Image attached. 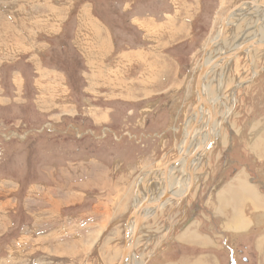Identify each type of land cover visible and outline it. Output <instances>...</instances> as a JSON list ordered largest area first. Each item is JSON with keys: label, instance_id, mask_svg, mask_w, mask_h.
Instances as JSON below:
<instances>
[{"label": "rangeland", "instance_id": "obj_1", "mask_svg": "<svg viewBox=\"0 0 264 264\" xmlns=\"http://www.w3.org/2000/svg\"><path fill=\"white\" fill-rule=\"evenodd\" d=\"M50 1L0 0V264H117L132 209L163 189V172L153 168L177 156L193 124L196 72L219 19L239 3L261 5L259 16L246 4L229 17L213 60L264 38V0L218 2L210 28L169 48L149 41V56L139 53L144 34L127 16L96 3L115 49L105 64L88 68L67 37L46 31L50 18L68 12ZM71 27L64 23L63 34ZM120 45L138 54L119 58ZM254 49L208 72L213 121L202 145L213 143L196 160L183 201H167L140 228L133 264H264V47ZM181 163L171 172L178 183L187 175ZM111 179L120 183L116 190ZM241 180L252 202L232 199L221 210L222 196L231 198Z\"/></svg>", "mask_w": 264, "mask_h": 264}, {"label": "crops", "instance_id": "obj_2", "mask_svg": "<svg viewBox=\"0 0 264 264\" xmlns=\"http://www.w3.org/2000/svg\"><path fill=\"white\" fill-rule=\"evenodd\" d=\"M58 1L56 0L55 8L59 10H68V12L64 17L60 16L56 18H50L48 23L49 28H47L46 31L50 32L52 36L61 39L60 41H63L64 40L63 38L67 37L68 39L66 40L67 44L78 53V55L81 57L83 61L82 64L85 65L87 68L88 66H92L96 63L97 65H100V63L105 64L106 63L105 60H107V58L112 54V51L115 49L112 31L111 29H109V24L111 23H109L110 21H107L106 19L107 16L103 17L102 14H98L95 12L96 10H98V7L95 5L96 3L109 2L110 4H113L115 6L116 9L115 12H117V14L122 15L124 13L127 17L126 18L123 17V19H126L131 27H137L141 31V33L144 34V38L142 40L145 42V49L142 52L140 51L139 53L141 55L144 54L145 56L147 55L149 56V41H153V43H157L155 48H159V47L163 48L164 46L162 45L164 43H166L167 48H169L170 42L180 43L191 40L193 38L191 31L195 29L197 30L198 28H202L203 25H207V27L210 28L212 26V23L214 22L215 17L217 16L216 14L218 13L219 6H223L224 2H226V0H58ZM65 1L68 4L66 8H64L62 4ZM241 1L243 0H239V2ZM53 2L54 0H51L49 2L50 5H52ZM218 2H220L219 6H218ZM211 3H213L214 7L211 5ZM57 4H60V6H58ZM69 10L75 12L74 13L69 12ZM123 19L121 20L124 21ZM111 21H113V19ZM64 23H66L69 26H72L71 33L70 31H68L67 35L63 34ZM128 49L131 50V48ZM118 50L115 51H117L116 56L119 58L122 57L128 58L127 56L131 57L133 56V54L135 55L138 54V50H134V51L124 50L121 48V45ZM169 161L171 160H168L160 167L153 168V170L162 168ZM151 171L149 170V173ZM94 173L95 172L91 173L89 168L88 169L82 168L83 176L85 174H87L88 176H94ZM101 174L106 175L108 173L102 172ZM75 176L73 175V177ZM111 180L113 181H110V183L108 184L109 186H111L115 190L117 189V187H120V183L117 184L114 179ZM153 182H154L153 184H158L157 181H153ZM168 182H169V194L172 195L174 198L180 197V196H174L175 194H173L170 188L171 181ZM162 194H163V189L161 193L157 196V198H153V196L149 195L150 196L149 199L152 198L153 202H157L162 196ZM105 204L107 205L108 202ZM165 205L162 206L164 207V209H165ZM149 217L151 216L149 215ZM168 219L169 218H167V220ZM66 232L67 234L70 233L67 230Z\"/></svg>", "mask_w": 264, "mask_h": 264}, {"label": "water", "instance_id": "obj_3", "mask_svg": "<svg viewBox=\"0 0 264 264\" xmlns=\"http://www.w3.org/2000/svg\"><path fill=\"white\" fill-rule=\"evenodd\" d=\"M250 3L253 4V3H255V1L250 2ZM242 5H243V3H239L238 5L234 6L232 9H230L228 13H226V15L222 18L221 23H220L221 28H220L219 35L217 36L216 39L212 40L203 51L201 61H200V64H199L197 72H196V78L194 81V88H195V91L197 92V104H196L195 110L192 113V116H194L195 118H194L193 124L190 127L189 132L187 134V140L185 141L183 147L180 148L177 156L174 159H172L170 162H168L165 166L158 169L159 171L161 170L163 172V176H162V180H161L162 184H163V194L160 197V199L157 202H149L148 199H146V200L142 201L141 203H139V205L135 209L133 208L131 213L129 214V216L127 218L126 225L130 220L134 221L132 233H131L130 241L128 243H127V236H126V242H125L124 247L121 251L120 258H119V261L117 264L129 263V260L133 254V251H134V243H135L137 235L140 231V228L143 226L145 221L148 220V218H149L148 216L146 217L145 212L147 210L153 209L154 213L156 214L158 212V210L164 204H166L167 201H169L171 199H173L175 201H181L183 198H185L186 194L193 187V174L190 170L191 163L194 161V159L196 157L200 156L205 151L204 150L205 147L210 148L212 143H213L210 140L206 144L205 147H203V146L195 147V149L192 151V153L189 156L185 155L191 146V138L193 136L194 130L197 128V126L201 122V119H204V116L201 118L200 113H199V109L201 106H202L204 111L207 110V114L209 117V123L207 126L204 125L203 128L201 129V131L199 132V135H198L199 139H201L204 131L208 130V127L210 126L211 119H212L211 107L209 106V104L207 103V101L205 100V98L203 97V95L201 93L202 80L204 79V77L207 75V73L212 69V67L216 63H219V62H221L222 64L226 63V62L230 61L231 59L235 58L237 55L248 52V51L255 48V46H253L251 43L247 42V44L240 46L239 49L230 51V52L222 55L221 57H217L216 59L212 60L207 65H205V63H204L205 57L208 54V52H210L211 48L213 46H215L217 43H219V41L221 40L227 19L229 18V16L231 14H233L235 11L239 10V8ZM263 9H264V6H263ZM258 46L264 47V44H259ZM183 160H184V165H183L184 167L183 168H184L185 174H187L189 177V185H188L187 190L184 193V196L174 198L172 195L169 194L168 176H169V174H171L172 170L179 163H181ZM143 217H146L144 222H143Z\"/></svg>", "mask_w": 264, "mask_h": 264}, {"label": "bare ground", "instance_id": "obj_4", "mask_svg": "<svg viewBox=\"0 0 264 264\" xmlns=\"http://www.w3.org/2000/svg\"><path fill=\"white\" fill-rule=\"evenodd\" d=\"M257 1V0H256ZM251 2H253V1H251ZM251 5L252 7V9H254V10H256L257 12H254L255 13V15L256 16H259L258 15V7L259 6H261L260 4H259V2H255V3H253V4H251L250 2L249 3H243V5ZM243 11V9H240L239 8V10H237V11H235L233 14H231L230 16H234L235 14H238L239 12H242ZM254 15V16H255ZM229 16V17H230ZM221 19L222 18H220L219 19V23H221ZM239 19V18H238ZM241 19V18H240ZM262 20H264V19H262ZM229 21H230V18H228L227 19V22H226V25H225V28L227 27V26H229L228 25V23H229ZM262 22V21H261ZM246 23V22H245ZM262 24L260 23V25H258V27L256 28V31L258 32L259 31V29H261V26ZM141 26V25H140ZM237 26V25H236ZM220 28H221V26L219 25L218 26V30L216 31L217 32V34H216V36L213 38V39H211L210 41H208V44L212 41V40H214V39H216L217 38V36L219 35V32H220ZM224 28V29H225ZM149 33V32H148ZM258 33H256V35H257ZM223 37V36H222ZM221 37V38H222ZM221 42V41H220ZM249 43H251L253 46H255V48L256 47H259L258 45L259 44H264V38H257L256 36H254V39L251 41V42H249ZM207 44V45H208ZM240 46V45H239ZM238 46V48H235V49H233V48H231L228 52H230V51H233V50H237V49H239L240 47ZM206 48V47H205ZM216 48V47H215ZM263 48V47H262ZM258 49V48H257ZM212 50L213 49H211L210 50V52H212ZM253 51H256L255 49H252ZM252 50H250V51H252ZM210 52H208V54L206 55V57H205V65H207L208 63H210L213 59H211L210 58ZM228 52H226V53H228ZM222 56V55H221ZM221 56H219V57H221ZM219 64H222L221 62H219V63H216L213 67H212V69H211V71L210 72H212V70H214L215 68H216V66L217 65H219ZM209 72V73H210ZM208 74V73H207ZM207 76V75H206ZM206 76L204 77V79L202 80V89H201V93H202V95H203V97L205 98V100L207 101V97H206V88L204 87V81H205V78H206ZM143 77V76H142ZM146 77H148V76H145V78ZM142 79V78H141ZM145 81V80H144ZM141 85H143V84H141ZM145 85V84H144ZM144 87V86H143ZM195 91V90H194ZM196 92V91H195ZM196 99H197V92H196ZM101 110V109H100ZM199 113H200V117L202 118L203 116H204V119H201V122H203L204 121V124H203V126L205 125V126H207L208 125V123H209V117H208V114H207V110H203V108H202V106L200 107V109H199ZM92 117V116H91ZM212 117H213V115H212ZM194 118L195 117H193V118H191L190 119V123L192 122V121H194ZM213 121V118L211 119V122ZM190 123H188V124H190ZM210 127H211V123H210V126L208 127V130H206V131H204V133L202 134V137H205V136H207L206 134H207V132L209 131V129H210ZM212 131V130H211ZM211 133V132H210ZM202 137H201V139H198V141H197V144H196V147H199V146H203L202 144ZM192 138H193V136H192ZM192 138H191V143H194V140H192ZM207 138V137H206ZM187 140V135H185L184 136V140H183V145H184V143H185V141ZM212 141L213 142V137H210V139H209V141ZM251 140V139H250ZM249 140V141H250ZM208 141V142H209ZM245 143V142H244ZM249 143V142H248ZM256 144V143H255ZM183 145L181 146V148L183 147ZM250 145V144H249ZM248 145V146H249ZM192 147H194V146H192ZM204 147V146H203ZM258 147V146H257ZM263 147V146H262ZM245 148V147H244ZM195 149V147L192 149V150H194ZM208 149L209 148H207V147H205V151L203 152V153H205V152H207L208 151ZM243 149V148H242ZM248 149V148H247ZM180 150V149H179ZM246 150V149H245ZM262 150V149H261ZM248 151V150H247ZM264 151V150H263ZM263 151H262V154H263ZM191 153H190V151H189V155H190ZM201 156V155H200ZM200 156H198V157H196L195 159H194V161L191 163V166H190V170H191V172H193V170H194V167H195V164H196V160L200 157ZM203 158V157H202ZM259 158V157H258ZM200 161V160H199ZM179 167L181 168V169H183L182 167H184L183 166V162L179 165ZM177 171H180V169H177ZM174 172V174H176V170H174L173 171ZM183 172H184V169H183ZM185 173V172H184ZM246 175V174H245ZM160 177H158V179L159 178H161L162 176L161 175H159ZM175 175H171V174H169V176H168V181H171V184L172 185H175V187H177V188H179L178 189V196H179V194H180V196H184V193H185V191L187 190V188H188V185H189V177H188V175H186V177H185V181L183 180L182 182L181 181H179V183L177 182V181H175V177H174ZM162 180V179H161ZM173 182V183H172ZM175 182H177V183H175ZM181 182V183H180ZM238 184V183H237ZM182 185V186H181ZM251 187V186H250ZM183 188V189H182ZM184 188H185V190H184ZM184 190V191H181V190ZM232 189H233V192L231 193V195H230V197L231 198H226L225 196H222L221 198L223 199V200H221V198H220V202H221V204H220V208H221V210H222V207L224 208V210L227 208L226 206H225V204L230 200V202L232 201V199H233V202H234V200H235V202H236V204L237 205H241V204H243L242 203V201H244L245 199H249V200H251V202H252V200H253V195H252V192H251V189H249L247 186H246V184L244 183H242V180H241V183H239V186H238V189L237 190H234V188L232 187ZM253 190V189H252ZM173 193H175V191H172ZM182 192V193H181ZM182 194V195H181ZM224 194V193H223ZM174 196H177V195H174ZM226 196H228V195H226ZM233 197H235V199L233 198ZM184 199V198H183ZM225 199V200H224ZM183 201V200H182ZM232 202V203H233ZM167 203V202H166ZM228 204V203H227ZM235 204V205H236ZM165 205V204H164ZM163 205V206H164ZM230 206V205H229ZM261 206V205H260ZM255 207H256V205H255ZM237 208H239V207H237ZM260 208V207H259ZM264 208V207H263ZM233 209V208H232ZM235 209V208H234ZM231 210V209H230ZM263 210V209H262ZM227 211V210H226ZM154 212V210L152 211V212H150V210H147L146 212H145V214H147L146 215V217L148 216L149 217V215L150 216H152V215H154L155 213H153ZM238 214V213H237ZM232 215H233V213H232ZM239 215V214H238ZM239 216H241V215H239ZM238 216V217H239ZM146 217H143V222H144V220H145V218ZM258 219V218H257ZM133 220H130L127 224H129L130 223V227H129V229L130 230H128V240H127V243L130 241V237H131V233H132V228H133ZM236 222H237V220H236ZM237 224V223H236ZM233 226V225H232ZM232 226H231V228H232ZM242 227V226H241ZM245 228V227H244ZM238 229H239V227H238ZM142 233V232H141ZM195 234V233H194ZM126 235H127V233H126ZM193 236V235H192ZM194 236H196V235H194ZM193 236V237H194ZM137 237H138V235H137ZM144 237V236H143ZM190 238V237H189ZM264 238V237H263ZM194 238H192V240H193ZM136 240H137V238H136ZM135 240V241H136ZM191 240V239H190ZM194 240H196L195 242H197V243H199V244H203V242L200 240V242H198V240L197 239H194ZM134 247H135V243H134ZM134 253L132 254V256H131V258H130V260H129V263H126V264H133L134 263ZM149 257V256H148ZM133 259V260H132Z\"/></svg>", "mask_w": 264, "mask_h": 264}]
</instances>
